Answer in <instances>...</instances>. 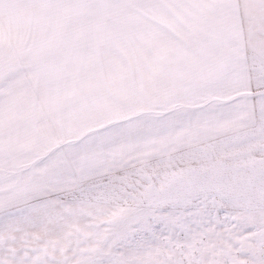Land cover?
I'll use <instances>...</instances> for the list:
<instances>
[{
  "label": "snow or ice",
  "instance_id": "1",
  "mask_svg": "<svg viewBox=\"0 0 264 264\" xmlns=\"http://www.w3.org/2000/svg\"><path fill=\"white\" fill-rule=\"evenodd\" d=\"M0 264H264V0H0Z\"/></svg>",
  "mask_w": 264,
  "mask_h": 264
}]
</instances>
